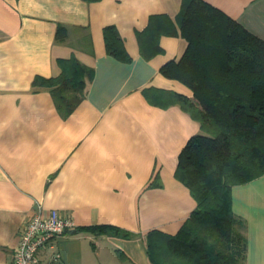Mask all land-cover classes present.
<instances>
[{
    "label": "crops",
    "instance_id": "crops-1",
    "mask_svg": "<svg viewBox=\"0 0 264 264\" xmlns=\"http://www.w3.org/2000/svg\"><path fill=\"white\" fill-rule=\"evenodd\" d=\"M264 40V0H204ZM182 0H0V264H12L36 205L56 209L75 227L54 239L38 264H153L145 234H175L196 207L175 176L178 156L200 124L178 104L160 107L146 89L191 90L160 72L186 41L161 35L162 52L145 59L137 33L167 15L176 28ZM153 18V17H152ZM113 25L131 57L105 50ZM66 29L57 38V29ZM75 55L94 69L85 96L67 116L36 76L59 73ZM244 223L243 264H264V174L231 188ZM110 226L131 238L89 229Z\"/></svg>",
    "mask_w": 264,
    "mask_h": 264
},
{
    "label": "trees",
    "instance_id": "trees-1",
    "mask_svg": "<svg viewBox=\"0 0 264 264\" xmlns=\"http://www.w3.org/2000/svg\"><path fill=\"white\" fill-rule=\"evenodd\" d=\"M152 17L156 25L137 33L141 55L150 59L161 53V35H180L187 43L184 53L160 72L188 87L192 96L160 89H146L144 95L163 108L178 104L206 135L188 139L175 170L196 207L175 234H145L149 258L153 264H243L247 239L232 209L231 188L264 174V40L204 0H182L178 28L165 14ZM65 33L59 26L57 38ZM103 37L107 54L131 60L115 26H105ZM58 65L57 75L36 76L33 85L49 87L57 109L67 116L83 100L94 69L75 55ZM89 229L134 236L117 227Z\"/></svg>",
    "mask_w": 264,
    "mask_h": 264
},
{
    "label": "built area",
    "instance_id": "built-area-1",
    "mask_svg": "<svg viewBox=\"0 0 264 264\" xmlns=\"http://www.w3.org/2000/svg\"><path fill=\"white\" fill-rule=\"evenodd\" d=\"M74 227L75 222L70 217L61 215L56 209L44 212L37 204L20 233L12 264H38L40 253L54 239Z\"/></svg>",
    "mask_w": 264,
    "mask_h": 264
},
{
    "label": "rangeland",
    "instance_id": "rangeland-1",
    "mask_svg": "<svg viewBox=\"0 0 264 264\" xmlns=\"http://www.w3.org/2000/svg\"><path fill=\"white\" fill-rule=\"evenodd\" d=\"M199 135H206L205 131L200 130V132L198 133Z\"/></svg>",
    "mask_w": 264,
    "mask_h": 264
}]
</instances>
